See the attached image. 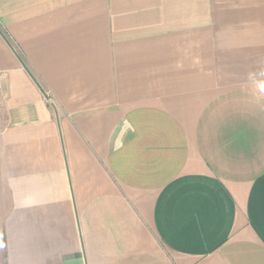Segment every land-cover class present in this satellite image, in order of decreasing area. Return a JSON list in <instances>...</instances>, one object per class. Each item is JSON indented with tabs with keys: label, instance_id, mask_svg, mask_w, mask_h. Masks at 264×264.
Returning a JSON list of instances; mask_svg holds the SVG:
<instances>
[{
	"label": "crops",
	"instance_id": "0c3cea01",
	"mask_svg": "<svg viewBox=\"0 0 264 264\" xmlns=\"http://www.w3.org/2000/svg\"><path fill=\"white\" fill-rule=\"evenodd\" d=\"M0 264H264V0H0Z\"/></svg>",
	"mask_w": 264,
	"mask_h": 264
}]
</instances>
